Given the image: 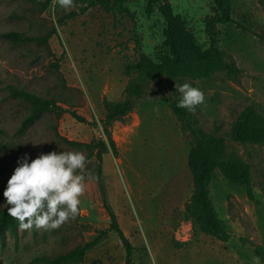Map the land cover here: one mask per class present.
Listing matches in <instances>:
<instances>
[{"label": "rangeland", "instance_id": "1", "mask_svg": "<svg viewBox=\"0 0 264 264\" xmlns=\"http://www.w3.org/2000/svg\"><path fill=\"white\" fill-rule=\"evenodd\" d=\"M167 1L199 44L208 47L212 36L241 70L237 81L218 70L209 78L175 84L203 92L204 103L195 111L186 109L196 127L223 137L227 151L249 168L252 198L217 170L210 184L230 239L222 243L201 233L184 213L192 191L187 158L193 138L169 107L170 100L180 98L175 85L154 86L124 123L113 124L115 154L107 146L99 163L95 152L101 149L88 147L98 140L107 144L103 101L124 98L126 66L141 54L157 59L165 51L164 21L157 9L147 15L145 0H128L58 23L77 11V2L65 9L58 0H0V33L15 31L28 38L18 43L0 39V180L10 178L25 154L30 160L51 151L86 157L80 173L85 192L75 219L55 230L19 226L16 238L5 233L0 264H29L35 256L53 259L98 237L78 264H123L126 252L110 230L106 205L130 245L132 264H262L253 249L264 248V145L238 144L230 136L246 107L264 116V0H230L235 23L217 21L214 0ZM10 87L55 107L21 129L32 106L11 95ZM4 203L5 197L0 199Z\"/></svg>", "mask_w": 264, "mask_h": 264}, {"label": "trees", "instance_id": "2", "mask_svg": "<svg viewBox=\"0 0 264 264\" xmlns=\"http://www.w3.org/2000/svg\"><path fill=\"white\" fill-rule=\"evenodd\" d=\"M77 2V11H72L58 20V23L71 20L78 15L84 14L88 9L102 7L112 10L116 6L126 3L128 0H73ZM146 14L151 15L156 8L164 21L163 47L165 51L160 53L157 59L141 54L136 63L127 65L124 71L128 81L124 88V98L117 102L104 100V118L101 122L104 140H98L88 147L93 151L97 150L96 157L99 163L102 162L101 153L107 151V146L115 154L116 146L112 139L110 129L114 123H124L126 118L136 106L144 100V96L151 88L159 87L163 81L169 85H175L184 80L197 81L209 78L218 70H223L226 77L237 81L241 70L235 65L231 56L216 46V41L210 36L211 43L208 47L199 44L194 34L189 30L180 15H175L171 4L167 0H145ZM217 11V21L221 23H235L231 17L230 0H214ZM243 33L248 30L237 23ZM211 28V27H210ZM206 31L210 29L206 27ZM0 39H6L13 43L27 41L28 38L15 31L0 33ZM9 92L13 96H19L28 101L32 106L30 112L23 118L21 129L30 126L43 112L51 111L55 105L25 91H19L10 87ZM178 100L174 98L169 101V107L176 119L185 123L193 142L190 147L187 167L192 178V191L188 202L185 205L184 213L192 223L205 235L211 236L219 242L226 243L230 239L224 229L223 222L219 219L211 198L210 184L217 170L228 182L235 185H242L246 188L248 198H252L251 176L248 166L241 158L226 149L225 139L206 133L196 127V122L186 108L177 107ZM73 116L82 120L73 113ZM231 141L238 144L264 145V116L254 107H246L238 116L235 126L232 129ZM99 177L102 175L98 168ZM8 179L0 180V199L3 198V191ZM106 211L110 218V230L118 235L125 249L123 264H132L131 248L122 233L117 218L107 205ZM18 221L7 215V209L0 210V238L5 233L17 236ZM104 235V233H102ZM101 239L77 247L71 252L58 255L53 259L45 256L33 257L29 264H78L87 251L92 249ZM244 241V240H242ZM255 256L264 264V248L256 246L253 249Z\"/></svg>", "mask_w": 264, "mask_h": 264}, {"label": "clouds", "instance_id": "3", "mask_svg": "<svg viewBox=\"0 0 264 264\" xmlns=\"http://www.w3.org/2000/svg\"><path fill=\"white\" fill-rule=\"evenodd\" d=\"M68 9L73 0H58ZM180 98L177 107L195 111L205 101L203 92L188 83L175 85ZM3 191L0 210L15 218L21 228L55 230L78 215L85 192L86 157L81 152L51 151L34 159L25 154L17 161Z\"/></svg>", "mask_w": 264, "mask_h": 264}]
</instances>
